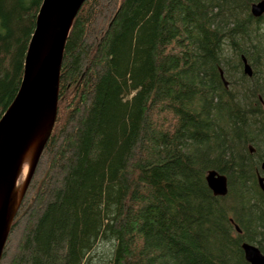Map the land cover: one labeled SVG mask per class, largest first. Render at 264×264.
I'll use <instances>...</instances> for the list:
<instances>
[{"label": "trees", "instance_id": "obj_1", "mask_svg": "<svg viewBox=\"0 0 264 264\" xmlns=\"http://www.w3.org/2000/svg\"><path fill=\"white\" fill-rule=\"evenodd\" d=\"M257 1H84L64 47L56 122L0 264H182L166 234L186 212L183 184L165 168L176 156L165 144L199 123L200 46L225 93L221 45L240 65L250 55L264 66V43L247 53L226 18L245 14L264 38V13H250ZM41 2L0 0V117L19 89Z\"/></svg>", "mask_w": 264, "mask_h": 264}, {"label": "rangeland", "instance_id": "obj_2", "mask_svg": "<svg viewBox=\"0 0 264 264\" xmlns=\"http://www.w3.org/2000/svg\"><path fill=\"white\" fill-rule=\"evenodd\" d=\"M245 17L226 16L230 27L236 29L232 41L245 45L250 53L252 42L264 43V38L259 28L242 23ZM220 50L221 63L216 70L227 93L214 78L215 66L206 48L200 46L198 86L206 95L199 123L194 130L183 129L164 143L176 153L166 158L165 168L169 173L177 170L183 184L184 198L179 200L186 212L180 214L177 227L167 226L166 234L182 264H250L244 256V242L264 254V191L258 183V177L264 178V146L258 141L264 134L263 61L255 67L250 55H244L240 65L229 51L223 54V45ZM222 56L230 58L231 67L222 65ZM210 169L225 176L224 194H214L208 186L205 176ZM21 226L22 222L10 232L9 253Z\"/></svg>", "mask_w": 264, "mask_h": 264}, {"label": "water", "instance_id": "obj_3", "mask_svg": "<svg viewBox=\"0 0 264 264\" xmlns=\"http://www.w3.org/2000/svg\"><path fill=\"white\" fill-rule=\"evenodd\" d=\"M84 1L42 0L19 89L0 117V262L12 222L56 122L64 47ZM250 10L253 16H261L264 0L253 2ZM205 179L214 194L225 193L224 175L210 169ZM258 183L264 191V178L258 177ZM242 248L250 264H264V254L257 247L244 242Z\"/></svg>", "mask_w": 264, "mask_h": 264}]
</instances>
